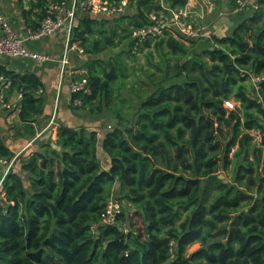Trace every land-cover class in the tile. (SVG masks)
<instances>
[{
    "label": "trees",
    "instance_id": "obj_1",
    "mask_svg": "<svg viewBox=\"0 0 264 264\" xmlns=\"http://www.w3.org/2000/svg\"><path fill=\"white\" fill-rule=\"evenodd\" d=\"M47 1L33 4L38 22ZM166 1L173 11L188 3ZM214 1L228 3L229 11L237 5ZM127 2L136 13L81 16L70 38L90 59L84 77L91 87L90 95H72L81 101L72 108L116 120L102 144L95 131L61 126L60 149L47 142L16 156L0 133V157L14 160L0 198V264H264V141L251 135L264 124V80L256 91L240 76L242 69L264 76V0L233 34L214 36L216 48L195 52L197 39L187 45L168 32L139 45L153 47L164 61L148 62L157 74L134 73L133 85L146 81L139 80L144 89L131 100L121 89L134 57L132 37L154 24L151 16L162 6L161 0ZM125 41L129 50L101 58ZM152 55L149 50L147 60ZM0 74L12 81L8 94H22L18 133L34 136L33 123L44 112L41 80L1 65ZM226 100L236 109H226ZM229 170L230 180L219 177ZM111 201L118 211L108 223ZM134 212L143 234L133 225ZM193 243L200 248L187 254Z\"/></svg>",
    "mask_w": 264,
    "mask_h": 264
},
{
    "label": "crops",
    "instance_id": "obj_2",
    "mask_svg": "<svg viewBox=\"0 0 264 264\" xmlns=\"http://www.w3.org/2000/svg\"><path fill=\"white\" fill-rule=\"evenodd\" d=\"M194 1L190 0L187 3L184 13L187 14L188 18L192 17L196 21L197 18L193 17H199L197 12L201 4L198 6ZM254 1L256 3V0H252L251 3ZM35 2L36 0H0V12L8 19L14 32L20 36L25 35L27 31L32 30V26L39 23L36 16L37 10L33 9ZM227 4L219 5L224 15L226 12H231ZM253 4H251L253 6L252 9L256 8V4ZM194 5L196 6L194 7ZM71 6L72 0H66V7L71 8ZM215 19H218V16L212 18L211 22ZM221 19L222 17L217 21H221ZM205 24L207 25L204 20L202 22L204 28L206 27ZM66 41L64 31L61 30L55 35L26 44L27 48L32 52L48 54L51 57L50 61L42 62L29 58L8 57L0 61L1 66L18 74H36L44 86V91L42 92L45 98L44 112L36 118V123H33L36 130L34 136L18 133L22 132V130L20 131L22 122L19 119L22 97L17 92L8 94L4 90V95L8 103H10L11 108L5 109L0 104V133L5 145L16 156L21 153L40 151L41 146L47 142H50L53 147L60 149L56 142L58 139V129L61 126L76 129L84 127L90 131H95L100 140V145L108 131L107 129L111 127L109 121L112 122V120L105 115L92 116L85 109L72 108V95L69 91V82L71 79H75V75H85L87 56L75 47V45H78L77 43L68 44ZM65 59L67 63L62 65ZM109 164V159L104 158L103 167L109 169ZM4 173L5 169L0 166V198L4 197L2 191Z\"/></svg>",
    "mask_w": 264,
    "mask_h": 264
},
{
    "label": "built area",
    "instance_id": "obj_3",
    "mask_svg": "<svg viewBox=\"0 0 264 264\" xmlns=\"http://www.w3.org/2000/svg\"><path fill=\"white\" fill-rule=\"evenodd\" d=\"M244 1L237 0L236 3L244 6ZM128 2L127 0L121 1L119 5L115 3H109L104 0H72L71 8H68L59 3L48 0L46 3L47 15L39 22V25L32 30L27 31L25 35H18L14 32L9 23L8 19L0 12V61L5 58H29L36 61H50L51 57L48 54H40L37 52L30 51L26 44L30 42H36L42 40L45 37H49L57 34L61 30L64 31L66 36V42L70 44L71 34L73 29L77 26V20L79 15L81 16H107L113 17L122 15L125 13ZM164 10H169V6H163ZM166 17V18H165ZM157 16L152 15L151 18L154 24L142 29L137 30L132 39L135 41L133 46V52L139 50V45H142L148 40H153L157 37L162 36L166 31H170L175 28L183 40H195L205 34L201 33V28L195 29L192 25L186 24L187 14L184 11H173L169 12V16ZM202 27V26H199ZM204 28V27H202ZM173 31V30H171ZM208 36V34L206 35ZM75 47L82 53L83 50L78 46ZM66 59L63 60L62 65H65ZM240 76L248 78L249 82L253 83L256 91H259L260 84L264 80V76L255 75L252 70H240ZM12 84L9 78L0 74V104L5 109H10L11 105L8 103L4 90H7ZM69 91L71 95L76 93H84L86 95L91 94V87L86 77H79L71 79L69 82ZM22 97V94L19 93ZM74 105H81V101L75 99L72 101ZM237 104L234 100H226L224 107L228 110H235ZM251 134L254 137V141L258 144H262L264 141V124L262 128L252 130ZM14 161V160H13ZM13 161L7 162L4 158L0 157V166L5 169L4 176L10 170L13 165ZM114 201L110 202L107 218L105 222L112 223L115 219V214L118 211V205ZM113 206L115 209H113Z\"/></svg>",
    "mask_w": 264,
    "mask_h": 264
},
{
    "label": "rangeland",
    "instance_id": "obj_4",
    "mask_svg": "<svg viewBox=\"0 0 264 264\" xmlns=\"http://www.w3.org/2000/svg\"><path fill=\"white\" fill-rule=\"evenodd\" d=\"M251 1L252 0L244 1V6L236 3L237 5L232 8V11L226 12V14L224 15L222 8L214 0H195L194 1V2H196L195 4H198V6H199V4H201V6L197 12V15L200 18L197 16H194L193 18H197L196 21H194V19H192V17L187 18L184 21L186 24L188 23V24L192 25L195 29L201 28V33H203L205 35L202 37H199L196 40V47L193 51L197 52L198 50L204 49L206 47H211V46L216 48L217 43H216L214 36L222 37V36H227V35L233 34L234 29L237 27V25L240 22H243L247 17L253 15V11L255 8L252 9L253 6H251V4L252 3L256 4V8H257V4H258L257 0H256V3H255V1L251 3ZM189 2H190V0H188V3ZM160 3H161L162 7L163 6H169V4L167 3L166 0H161ZM195 6L196 5H194V7ZM180 10L184 11L185 8H182ZM164 11H166V10H164L163 8H162V10H159L157 12L158 16H161V15H162V17L169 16V14L168 13L166 14ZM167 12L171 13V9L167 10ZM134 13H136V9H135L134 5H128L124 14L125 15H131ZM193 15H194V13H193ZM216 16H218V19L220 17H222L221 21H217L218 19H215L213 22H211V19L216 17ZM204 20H205V23H207V25L205 24L206 27L202 28V27H204V26H202V22H204ZM113 25H115V24H113ZM199 26H202V27H199ZM171 30H173V31H171ZM171 30L166 31V32L173 34L175 37H179V34L175 28H172ZM207 34H208V36H206ZM179 38L182 40L181 37H179ZM183 41H185V38ZM185 43L187 45H189L191 43V41L186 40ZM128 45H129L128 41H125L120 48L115 49V50L117 53L121 52V50L127 51V50H129ZM115 50L106 51L104 54L101 55V58L104 60L110 59L113 56V54L115 53ZM149 50H152L153 55L150 57L149 60H147V53L149 52ZM131 54L134 57L133 58L131 57V59L127 60V66H128V77L126 78L127 85H126V87H123L121 89L122 98H125L127 100H131V98H137L140 90L144 89V86L142 83L139 85L140 79L146 81V79H144L142 77H140L138 79V81L136 83H134V85L132 84L133 80L136 78L134 76V73L135 72L144 73L148 70V71H154L155 74H157V72L149 65L148 62L150 61L153 63H159V62L162 63L164 61V58H162L157 52H155L153 50V47H151L150 49L138 50L135 53L132 51ZM86 60H87L86 62H88V60H90V59L87 57ZM170 63L172 64L173 61H171ZM161 68L163 71H165L166 65L163 64ZM85 71L87 73V71H88L87 67L85 68ZM86 73H84V74H86ZM84 76H86V75H75V78L84 77ZM246 83H248V81H246ZM132 86H134L135 88H134V91L131 92L128 89V87L131 88ZM114 93L116 94V92H114ZM250 94H253L252 90H251ZM133 104H135V103L133 102ZM130 119H131V117H130ZM109 123H111V126H114L116 124V120H112V122L109 121ZM108 130H111V127H109ZM251 134H253L252 131H251ZM236 148L237 147L234 146V148L231 150V152H233V150ZM230 170H231V168H230ZM230 170L226 171V172H220L219 176H222L224 178H228L230 180L231 175H232V172ZM113 205H115V203H113ZM116 205H118V204H116ZM113 209H115L114 206H113ZM132 219H133L134 227L141 234H143L144 233V225H143V221H142L140 215H138L134 212ZM199 248H200L199 243H193L188 247L187 254H191V253L195 252L196 250H198Z\"/></svg>",
    "mask_w": 264,
    "mask_h": 264
},
{
    "label": "water",
    "instance_id": "obj_5",
    "mask_svg": "<svg viewBox=\"0 0 264 264\" xmlns=\"http://www.w3.org/2000/svg\"><path fill=\"white\" fill-rule=\"evenodd\" d=\"M115 53H117L116 50H115ZM219 177L222 178V179H224V177H222V176H219Z\"/></svg>",
    "mask_w": 264,
    "mask_h": 264
}]
</instances>
